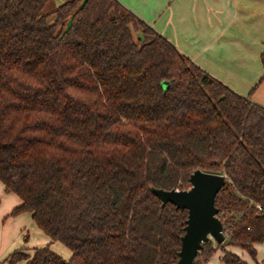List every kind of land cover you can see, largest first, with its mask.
Instances as JSON below:
<instances>
[{
    "label": "trees",
    "instance_id": "obj_1",
    "mask_svg": "<svg viewBox=\"0 0 264 264\" xmlns=\"http://www.w3.org/2000/svg\"><path fill=\"white\" fill-rule=\"evenodd\" d=\"M0 0V181L49 243L23 264H173L186 209L149 186L186 188L222 174L214 197L225 242L247 264L264 239V106L181 54L118 0ZM259 205V208L257 207Z\"/></svg>",
    "mask_w": 264,
    "mask_h": 264
},
{
    "label": "crops",
    "instance_id": "obj_2",
    "mask_svg": "<svg viewBox=\"0 0 264 264\" xmlns=\"http://www.w3.org/2000/svg\"><path fill=\"white\" fill-rule=\"evenodd\" d=\"M64 1L48 5L53 9ZM118 1L207 74L264 106V0ZM20 201L0 181V264H23L22 259L7 261L9 254L21 248L32 252L47 243L70 257L71 250L51 240L30 211L10 214Z\"/></svg>",
    "mask_w": 264,
    "mask_h": 264
},
{
    "label": "water",
    "instance_id": "obj_3",
    "mask_svg": "<svg viewBox=\"0 0 264 264\" xmlns=\"http://www.w3.org/2000/svg\"><path fill=\"white\" fill-rule=\"evenodd\" d=\"M222 174L194 169L188 176L186 188L164 189L150 185V190L160 199V205L171 202L176 207L186 209L183 233L177 259L173 264H193L202 243L212 238L217 243L225 242L222 222L217 215L214 197L224 184Z\"/></svg>",
    "mask_w": 264,
    "mask_h": 264
},
{
    "label": "rangeland",
    "instance_id": "obj_4",
    "mask_svg": "<svg viewBox=\"0 0 264 264\" xmlns=\"http://www.w3.org/2000/svg\"><path fill=\"white\" fill-rule=\"evenodd\" d=\"M50 10H51V6L47 5L45 11L48 12ZM210 239L214 243H216L212 238ZM62 247L67 251L68 247L65 244L62 243ZM226 247L237 253V255L240 256L244 261H246L247 264H264V239L254 244L255 254L253 257L249 255L248 252L245 250V248H243L242 246L226 245ZM220 251H221L220 248L215 249L212 256L209 257L208 259V264H224L223 262H220L218 258V253Z\"/></svg>",
    "mask_w": 264,
    "mask_h": 264
},
{
    "label": "built area",
    "instance_id": "obj_5",
    "mask_svg": "<svg viewBox=\"0 0 264 264\" xmlns=\"http://www.w3.org/2000/svg\"><path fill=\"white\" fill-rule=\"evenodd\" d=\"M257 207L259 208V205H257ZM225 235V234H224Z\"/></svg>",
    "mask_w": 264,
    "mask_h": 264
}]
</instances>
